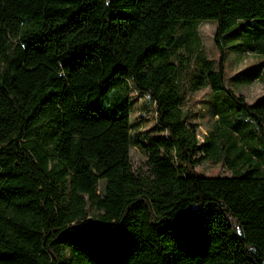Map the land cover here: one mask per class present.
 <instances>
[{
	"label": "trees",
	"instance_id": "obj_1",
	"mask_svg": "<svg viewBox=\"0 0 264 264\" xmlns=\"http://www.w3.org/2000/svg\"><path fill=\"white\" fill-rule=\"evenodd\" d=\"M209 19L218 67L191 49L181 66ZM239 36L264 55V0H0V264H264V96L225 79ZM206 85L199 141L182 103ZM133 93L155 112L147 174ZM204 157L229 174L198 173Z\"/></svg>",
	"mask_w": 264,
	"mask_h": 264
},
{
	"label": "rangeland",
	"instance_id": "obj_2",
	"mask_svg": "<svg viewBox=\"0 0 264 264\" xmlns=\"http://www.w3.org/2000/svg\"><path fill=\"white\" fill-rule=\"evenodd\" d=\"M216 28V22L213 19L202 21L196 27L197 44L187 39V43L179 44L175 49V59L182 66L186 65L190 56L189 49L196 56L202 52V56L211 62L216 69L218 67L220 52L213 42V35ZM246 40L244 37L227 38L224 52L225 79L236 93L242 94L247 102L252 103L256 99L264 96V74L258 79H254L252 72L256 71L258 63H264V55H258L255 51L244 53L241 45ZM197 49L195 48V46ZM201 49V51H198ZM191 55H194V54ZM192 57H190V60ZM199 62L198 57L193 58ZM186 73V71L184 72ZM247 77V78H246ZM213 96L208 85L198 90H188L182 103L183 110L187 115V124L195 127L196 135L199 141H202L211 128V123L215 119L213 108ZM135 93L132 94L131 119V144L129 157L131 167L136 173L147 174V155L138 142L144 141L147 136L154 134L157 129L155 123V112L153 105L145 103L144 100H137ZM195 169L198 173L204 175H228L229 171L220 163H212L207 158H201L196 164ZM91 216L94 210L88 206Z\"/></svg>",
	"mask_w": 264,
	"mask_h": 264
},
{
	"label": "built area",
	"instance_id": "obj_3",
	"mask_svg": "<svg viewBox=\"0 0 264 264\" xmlns=\"http://www.w3.org/2000/svg\"><path fill=\"white\" fill-rule=\"evenodd\" d=\"M139 99L141 100L142 98L139 97Z\"/></svg>",
	"mask_w": 264,
	"mask_h": 264
}]
</instances>
